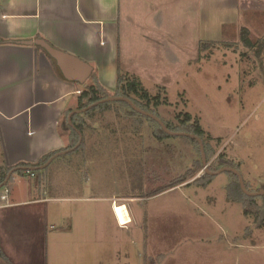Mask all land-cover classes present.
Listing matches in <instances>:
<instances>
[{"label": "rangeland", "instance_id": "1", "mask_svg": "<svg viewBox=\"0 0 264 264\" xmlns=\"http://www.w3.org/2000/svg\"><path fill=\"white\" fill-rule=\"evenodd\" d=\"M188 2L156 0L163 21L154 22L168 31L134 29L137 40L125 34L116 69L135 74L152 96L167 101L150 109L178 132L187 131L181 113L200 122L213 139L207 140L215 152L209 165L220 167L223 154L251 192L264 191V0H199L186 12ZM178 7L185 20L176 16ZM188 14L199 22L187 31ZM174 22L181 27L175 29ZM201 44H207L205 50ZM102 78L115 92L117 73ZM82 117L84 146L39 173L46 192L41 190V197L50 202L49 264H64L63 252L85 229L94 230L92 213L99 215L103 204L91 200L112 197L127 198L137 219L124 239L115 241L117 250L109 251L106 264H264V196L248 204L251 212L245 215L247 196L228 172L210 176L205 186L193 183L206 174L197 150L178 137L156 138L160 128L130 116L128 109L111 106ZM196 163L202 169L188 182L193 184L162 191ZM8 186L18 199L39 197L26 173H16ZM117 214L123 224L130 219L125 207ZM70 225L73 232L62 233Z\"/></svg>", "mask_w": 264, "mask_h": 264}, {"label": "crops", "instance_id": "2", "mask_svg": "<svg viewBox=\"0 0 264 264\" xmlns=\"http://www.w3.org/2000/svg\"><path fill=\"white\" fill-rule=\"evenodd\" d=\"M131 1L130 6L127 0H0V147L4 162V166L0 165V176L7 168L36 165L50 154L67 150L70 138L62 127L65 115L78 109L83 85L90 82L93 73L111 91L102 77L118 73L120 67L116 69V63L124 55L120 44L125 34L137 40L134 29L162 35L168 31L169 26L163 28L155 23L163 21L159 19L156 0H138L142 7ZM198 3L199 0H189L186 12ZM203 10L205 15L208 10L204 7ZM184 14L179 13L178 7L176 16L182 15L185 20ZM195 22L199 21L193 15L186 16L187 31ZM174 24L175 29L181 27L179 22ZM184 32L182 29L180 36ZM40 40L88 64L91 76L84 84L67 79L57 61L36 43ZM22 171L32 177L27 173L30 171ZM32 178L39 191L38 198L18 199L9 188L8 203L0 202V264H49L46 235L50 202L41 197V190L46 194L41 179ZM134 200L131 198L130 202ZM128 201L118 197L91 200L92 204H103L99 215L92 213L94 230L85 229L80 241L72 244L65 256L63 252L62 262L106 264L109 251L117 250L115 241L121 242L129 225L137 219ZM118 207L127 209L130 217L127 226L119 224L115 213ZM62 229V233L73 232L72 225Z\"/></svg>", "mask_w": 264, "mask_h": 264}, {"label": "trees", "instance_id": "3", "mask_svg": "<svg viewBox=\"0 0 264 264\" xmlns=\"http://www.w3.org/2000/svg\"><path fill=\"white\" fill-rule=\"evenodd\" d=\"M241 34L245 35L247 37L249 34V31L247 29H242ZM244 43L249 47L252 46V44L248 40H245ZM206 45L207 44H205V45L201 44V46H200L201 49L205 50ZM52 61L55 64V61L53 59H52ZM121 71L122 70L119 68L118 73H117V86H116L115 92H111V91L107 90L106 88H104L102 86V84L99 82L97 74L93 73L90 80H89L90 82L85 83L83 85V91H82V94L80 96L78 109L87 108V107H89V106H91V105H93V104H95V103H97L103 99H106L108 97H120V96L129 98L137 107H139L140 109L147 111L149 113H153L152 110L150 109L151 106L157 108L163 104H168L167 101H165V100L161 101V99L158 95L152 96V94H150L149 91L143 86L140 78H138L137 76L130 74V73H126V72L122 73ZM114 104H116V105H114ZM111 106H118L119 108L126 109V110L128 109L130 111V116H135L138 118L146 119L152 125L160 128L161 135H156V138L165 139V138L170 137L169 135H167L166 133H164L162 131L161 127L155 121H153L152 119H150L148 117H145V116H142V115L136 113L127 103H124V102H111V103L102 104V105L97 106V107L93 108L92 110L88 111L84 115L92 116V114H94L96 112L106 111L107 109L111 108ZM71 111L72 110H69L66 113L65 121L62 124L63 129L69 133L70 145L67 149H71V148L75 147L79 143V140H80L79 134L72 127H70V125L68 124V116H69ZM178 117L180 119L181 125L186 127L185 131L186 130L187 131L185 133L196 135L197 137L202 139V141L204 143V149H205L207 161L209 162L211 160V158L215 156V152H213V149L210 147V143L207 142V140H213L212 137L208 134L206 135V132L201 127L200 122L196 118L194 119L192 117V115H190L189 113H181L178 115ZM163 122L168 127L169 130H171L173 132H178L177 129L172 127L168 122H166V121H163ZM72 124L83 135V141H82L80 147L77 149V150H80L84 146V135H85V124L83 123L82 115L73 116L72 117ZM182 128H184V127H182ZM178 138L182 139L183 142L187 143L189 146H192L197 150V152L200 156L199 164L200 163L202 164L201 152H200V147H199L198 142L195 141L194 139L189 138V137H178ZM216 141L220 142V139H216ZM55 154L48 155L47 157L42 159L36 165L20 164L17 167L27 168V169H34V168L40 167L41 165L48 162V160L51 157H53ZM219 158H221V162H222L221 166L217 167V168H213V166L211 164L208 167L210 171L215 170V172H217L221 168L228 167V166L236 169V167L234 166L233 163H230L226 160H223L225 158V156L223 154L221 156L219 155ZM13 169L14 168H7L3 171L2 175L0 176V184H2L6 180L7 176L9 175V173ZM201 169L202 168L200 166H198V163L194 164V167L192 169L187 170L183 175H181L177 179L176 182H173L172 184L166 185L164 187L165 189L162 191H165L168 189H173V188L179 187L185 183H188L190 180L194 179L197 176V174L201 171ZM40 172L41 171H38V170H34V171L30 170V174H34L37 181L39 179V173ZM23 173L24 172L22 170L18 171V174H23ZM229 175L239 185V180H238L237 176H235L232 173H229ZM12 178H13V176H11L7 186L12 182ZM210 178L211 177L208 174H205L201 178H197L193 183L201 182V183H203V186H205L208 184ZM193 183H188L186 186H189ZM246 187L250 191L247 184H246ZM255 200H257L256 197H246V199L244 201H242V203L244 205L245 215L250 214L251 210L249 209L248 204L251 205Z\"/></svg>", "mask_w": 264, "mask_h": 264}, {"label": "water", "instance_id": "4", "mask_svg": "<svg viewBox=\"0 0 264 264\" xmlns=\"http://www.w3.org/2000/svg\"><path fill=\"white\" fill-rule=\"evenodd\" d=\"M36 43L38 45H40L41 47H43L49 53V55L57 61L58 65L61 67V69L63 71L64 76L67 79L72 80V81H77V82L84 84L87 81V79L91 76L92 68L88 64L82 62L81 60H79L78 58H76L72 55L63 53V52L51 47L50 45H48L44 41L40 40V41H37ZM111 102L127 103L136 113H138L142 116L148 117V118L152 119L153 121H155L161 127L162 131L169 136L189 137L191 139H194L199 144L200 152H201L202 167H203V170L205 171L206 174H208L209 176H216V175L224 173V172L232 173L235 176H237V178L239 180L240 189L247 197L264 196V191L250 192L246 187V184L244 182V179H243L241 173L235 168L223 167L222 169L218 170L217 172L210 171L208 168L209 164H208L205 149H204V143H203L201 138H199L193 134H189V133H185V132H173V131L169 130L168 127L164 124V122L159 117H157L153 113H149L147 111L140 109L129 98H126L123 96L108 97V98L103 99V100H101V101H99V102H97V103H95V104H93L87 108L77 109L75 111H72L68 116V123H69L70 127H72L79 134V137H80L79 143L71 149H67V150L62 151L60 153H57L56 155L51 157L46 164H44L41 167H37L34 169L17 167L15 169H13L9 173V175L7 176L6 180L2 184H0V189L7 186L8 182H9V180H10V178L14 172H17L20 170H24V171L38 170V171H41V170L45 169L48 165H50L52 163V161L55 160L56 158L63 156V155L70 154V153L76 151L80 147V145L83 141V135L81 134V132L79 130L76 129V127L73 126L72 117L75 115L85 114L97 106H100V105L106 104V103H111Z\"/></svg>", "mask_w": 264, "mask_h": 264}, {"label": "built area", "instance_id": "5", "mask_svg": "<svg viewBox=\"0 0 264 264\" xmlns=\"http://www.w3.org/2000/svg\"><path fill=\"white\" fill-rule=\"evenodd\" d=\"M27 173H30V172H27ZM32 175V177H34V174H31ZM1 189H3L2 190V192H0V202H4V203H8V201H9V197H10V190H9V186H5V187H3V188H1ZM0 189V190H1ZM117 209L118 208H115V213H116V216H117V218H118V221H119V224L121 225V226H127L128 225V223H129V221H127L125 224H123L120 220H119V217H118V214H117Z\"/></svg>", "mask_w": 264, "mask_h": 264}, {"label": "bare ground", "instance_id": "6", "mask_svg": "<svg viewBox=\"0 0 264 264\" xmlns=\"http://www.w3.org/2000/svg\"><path fill=\"white\" fill-rule=\"evenodd\" d=\"M120 220V219H119Z\"/></svg>", "mask_w": 264, "mask_h": 264}]
</instances>
